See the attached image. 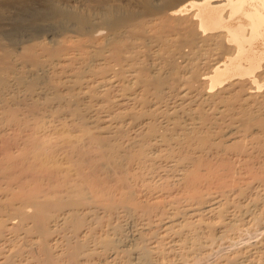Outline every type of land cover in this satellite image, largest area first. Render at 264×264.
<instances>
[{"label": "bare ground", "instance_id": "bare-ground-1", "mask_svg": "<svg viewBox=\"0 0 264 264\" xmlns=\"http://www.w3.org/2000/svg\"><path fill=\"white\" fill-rule=\"evenodd\" d=\"M261 223L264 0H0V264H171Z\"/></svg>", "mask_w": 264, "mask_h": 264}, {"label": "rangeland", "instance_id": "rangeland-1", "mask_svg": "<svg viewBox=\"0 0 264 264\" xmlns=\"http://www.w3.org/2000/svg\"><path fill=\"white\" fill-rule=\"evenodd\" d=\"M45 132V131H44ZM43 134H45L46 135V137H49V136H47V134H49V132L48 131H46L45 133H43ZM43 134H42V132L40 133V134H38V136L39 137H42L43 139H46L45 138V135L43 136ZM41 135V136H40ZM74 135H75V133H74ZM21 136H22V134H21ZM41 138V139H42ZM22 140V139H21ZM20 140V141H21ZM18 141H19V139H18ZM161 165H163V164H161ZM160 168H161V170L163 171V166H160ZM163 168V169H162ZM161 170H158V171H154L153 173H151V174H149L150 176H149V179L151 180L152 179V181H150L151 182V184L153 185H155L156 187L160 184V179L161 178H165V179H167V180H169L170 179V177H171V175H169L170 173H167V172H165V171H161ZM158 172V173H157ZM162 173V174H161ZM165 173V174H164ZM159 174V175H158ZM166 175H168V178H166L167 176ZM162 176H164V177H162ZM152 177V178H151ZM159 177V178H158ZM161 177V178H160ZM171 179H173V178H171ZM149 182V181H148ZM153 182H155V183H153ZM171 182V183H170ZM170 182L168 181V182H166V183H169V185L171 186V185H173L172 187H170L168 184H166V183H164L165 185H163V187L161 188V186L159 185L158 186V188H161V190L164 188V190H166V189H169V190H166V191H168V192H170V190H171V193H170V195L172 196V194H174L175 193V195H178V194H180V193H182V192H180L181 190H180V188L181 187H178L177 185L176 186H174V184H172L173 182H172V180H170ZM156 183H157V185H156ZM166 185H168L167 187H169V188H167V187H165ZM138 191L139 190H141L142 189V191L144 192V190H143V187H142V185L140 186V184H138ZM174 187H178L179 189V192H177V188H175L176 189V191H175V189H174ZM172 188V189H171ZM157 189V188H156ZM155 189V192L157 191ZM158 191H160V190H158ZM157 191V193H155L154 191V194L152 193V196L153 195H157V196H160V197H165L167 194V192L166 191H160V192H158ZM162 192V193H161ZM164 192V193H163ZM174 192V193H173ZM176 192H177V194H176ZM144 193H146V194H144ZM144 193H142L143 194V196H142V198L143 199H145V198H147V192H144ZM150 193V192H149ZM150 194H148V196H149ZM164 195V196H163ZM169 195V196H170ZM145 196V197H144ZM154 197V196H153ZM149 198V197H148ZM150 198H152L151 197V195H150ZM149 198V199H150ZM167 198V197H166ZM148 200V199H147ZM147 200H145V201H147ZM124 219V220H123ZM127 220V221H126ZM120 221V224H121V226H122V232H123V238L124 239H122L123 241L125 240V238H127L128 240L129 239H131V235L133 234V232H134V230H136L135 228H137L136 226H138V221L136 222L137 223V225H135L136 223H135V221L136 220H131L130 218H122V220H119ZM123 224H122V223ZM135 223V224H134ZM248 226H249V228H251V229H249L248 228ZM245 229L246 230H243V231H240L239 232V234H238V232L236 233V234H234V235H232L231 237H229V239H228V237L226 238V239H224V240H219V241H217V242H215V243H213V244H211V246L210 245H206L207 246V248L205 249L204 248V250H200V253H199V251L197 250L196 251V253L195 254H193V258L191 257V258H188L187 260H183L184 258H179V257H175V258H173V261L171 262V264H219V261L221 262V260H222V258H224V256L225 257H227V256H229V255H232L235 251H239V250H243V249H245L247 246L248 247H250V245H253V244H255V243H258L259 241H261L262 239H264V238H262V237H264V224H260V227L259 226H254V225H252V226H250V225H248ZM124 228V229H123ZM238 234V235H237ZM234 239H233V238ZM168 241V240H167ZM165 244H167L166 242H165ZM215 244V245H214ZM212 248V249H211ZM241 248V249H240ZM202 251V252H201ZM203 254V255H202ZM155 258V257H154ZM186 259V258H185ZM153 261H155L156 262V264L157 263H159V260H153ZM184 261L186 262V263H184ZM154 262V263H155ZM138 264H142V263H138Z\"/></svg>", "mask_w": 264, "mask_h": 264}]
</instances>
